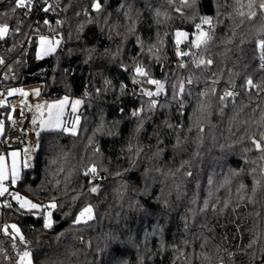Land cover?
<instances>
[{"label": "trees", "instance_id": "trees-1", "mask_svg": "<svg viewBox=\"0 0 264 264\" xmlns=\"http://www.w3.org/2000/svg\"><path fill=\"white\" fill-rule=\"evenodd\" d=\"M177 1L99 0L97 11L96 0H64L51 24L42 13L36 27L14 0H0V25L9 26L0 59H12L4 94L40 85L41 97L82 100L76 135L41 130L16 187L56 203L51 227L8 201L0 264H18L24 248L33 264H264V159L251 142L264 132V16L257 9L250 19L248 0H195L193 11ZM208 17L211 39L195 48ZM177 30L190 33L184 60ZM56 34V51L38 58L39 38ZM137 65L148 77L136 75ZM148 78L167 81L151 109ZM180 81L183 95L173 88ZM225 90L236 95L221 102ZM18 98L6 97L2 138ZM88 206L93 218L75 223ZM9 221L25 243L2 231Z\"/></svg>", "mask_w": 264, "mask_h": 264}, {"label": "snow or ice", "instance_id": "snow-or-ice-1", "mask_svg": "<svg viewBox=\"0 0 264 264\" xmlns=\"http://www.w3.org/2000/svg\"><path fill=\"white\" fill-rule=\"evenodd\" d=\"M15 2V9H21V8H28V6L32 3V0H14ZM172 0H169V3H171ZM182 3L184 4H188V0H182ZM192 3H195V0H192ZM93 7L97 10L100 11L101 10V4L99 2V0H96V2L93 4ZM247 8L249 9L247 15L248 17L254 18L257 16V9L259 10V14L264 16V0H248L247 3ZM45 11H48V8L44 9ZM240 15H244L243 12L240 13ZM45 23H47V21H45ZM203 23L208 24L209 26H211V20L210 18H203ZM200 25H197V28L200 29ZM9 31V26L7 23H4L2 25H0V39H3L7 33ZM18 31V29H17ZM177 37L180 36H186L185 33H181V32H177L176 33ZM211 39L210 35L208 32H205L203 30L199 31L198 34L196 35V39L193 41L192 46L195 48H200L202 45H206L208 43V40ZM180 41L177 40V43H179ZM40 43L41 45H45L47 44L49 47L45 49L44 54H48L49 51L54 50V48L52 47L53 42L51 40H48L47 38L41 36L40 37ZM56 44H59V40L55 41ZM257 47L260 48L262 50V52H264V38L260 39L257 41ZM178 56H184L187 55V53L181 51L177 53ZM4 63L3 60H0V64ZM197 66L201 65V64H212L211 60H203V59H198L196 61ZM262 67H264V65H261ZM181 67H183V64H181ZM135 73L138 76H142V77H148V73L147 71L137 65L135 67ZM148 84L150 85H154L155 86V91H151V90H145L143 92V95L149 97V108H154L157 104V101L155 99H152V97L154 96H158L160 95V93L164 90V84L159 81V80H155V79H151L148 78L146 81ZM187 83L191 84L192 81L191 79H189L187 81ZM215 83V82H214ZM247 85L249 87H253V81L251 79L247 80ZM174 90L178 89V91L176 92L177 95H183L184 91H185V83L183 81H180L178 85H174L173 86ZM14 91H20L21 95L23 96H27L28 93H24L22 90H12L8 92V95H12ZM213 92H215V89L212 90ZM35 95H39V90L35 91ZM204 95H207V93H204ZM236 95V93L234 91H229V90H225L223 95H221L219 97L220 101L223 102L225 100H227L228 98L234 97ZM67 103V97H65L63 100L59 101L58 103L52 104V105H48L49 108V112H48V119L45 121L43 119V111L42 109L45 107L44 105H36V111L38 113H40L41 116V120H40V127L43 130L45 125H49L51 127H55V128H60L62 127V121H61V117L63 116V109L65 104ZM81 103V101L76 100L75 102H73V106H72V111L75 112L76 111V105H79ZM52 109H57V112L55 113V115L53 114V112L51 111ZM199 112L201 114V116H203L206 112H207V106L204 104H201L200 108H199ZM133 115H138V112H134ZM33 124L37 123V118L33 117L32 120ZM71 123V127H63V131L65 132H70L72 135H76V127L79 123V116L75 117L74 120L70 121ZM0 130H2V124H0ZM139 131V129L137 130ZM39 135V133H38ZM251 142L253 144V146L255 147V149L261 153V159H264V132L260 133V139H256L255 137H253L251 139ZM17 154L16 153H12L13 156V163H12V183L16 182V179L18 178V172L16 169V162H15V156ZM97 171L96 166L93 165L91 166L86 174H95ZM190 175V173H189ZM7 179V174H6V170H5V166H4V159L3 157H0V196H3L5 192H7V188L4 187L3 182ZM92 192L97 191L96 187H93L91 189ZM14 199L21 201L20 203V207L21 208H25L28 207L29 210L32 209H39L42 206L41 205H37V204H33L31 203V201H28L20 196H15ZM45 207H50L55 209L57 207L56 203L53 201L50 205L45 206ZM92 207L88 206L86 208H84L80 214L76 217L75 223H87L88 220L93 218L92 215ZM52 213L48 212L47 213V217L45 218V224L44 227L45 228H50L51 227V222H50V217H51ZM9 228L11 229V232H9ZM2 231L4 233H7L11 236V238L13 240H15L17 237L19 238L20 242L25 243V238L22 234H20V230L17 228V226L15 224L8 226L5 225L2 229ZM13 233L15 235H13ZM19 264H32V260H31V253L29 251H24L22 253V255H20L19 258Z\"/></svg>", "mask_w": 264, "mask_h": 264}, {"label": "rangeland", "instance_id": "rangeland-1", "mask_svg": "<svg viewBox=\"0 0 264 264\" xmlns=\"http://www.w3.org/2000/svg\"><path fill=\"white\" fill-rule=\"evenodd\" d=\"M176 4H177L176 7L180 8V9H184V10H188V11H193L191 9V7L193 6L192 5V0H188V4L187 5L184 4V3H182V0L177 1ZM193 13L194 12H192V14ZM177 32L185 33L186 36L177 37L176 36V33ZM197 34L198 33H195L194 39L192 40V42L196 39V35ZM43 37H45L48 40H51L53 42L52 47L54 48V50L49 51L48 54H44L45 49L48 48L49 46L47 44L41 45L40 38H39L37 55L40 58L46 57L47 55H49L51 53H54L56 51V49L58 48V45H59V44H56L55 41L59 40V42H60V35L59 34H56L55 36H52V37L51 36H43ZM189 37H190V33L187 32V31H185V30H177L175 32V40H176V42H177V40L180 41L179 43H177L178 49L180 50V52H181V44L183 43V41L189 39ZM118 38H119L118 33H114L112 35L113 41L118 40ZM178 84L179 83H177L175 85H178ZM12 90H21V89L20 88H12V89L8 90V92L9 91H12ZM4 96L5 97H7V96H12V97L13 96H17L18 97L19 96V98H20V96H22V95H21L20 91H14L12 95H8V93H7ZM65 97H67V103L64 106L63 116L61 117L62 127L55 128V127H51V126H49V125L46 124L43 130H45V131H48V130H63V127H71L70 121L74 120L75 117L79 116V112H80L81 107H82V100L80 98H78V97H69V96H62V97H59V98H53L52 99V98H46L44 96L43 97L40 96V98L37 99V103H38L37 105H44L45 106L42 109V111L44 113L43 119L45 121L48 119V112H49L48 105H52V104L58 103L59 101L63 100ZM161 97H162V95L160 93V95L154 96V97H152V99H155L157 101V103H158L161 100ZM76 100L81 101V103L79 105H76V111L73 112L72 111V106H73V102H75ZM146 100L149 101V97ZM168 101L171 104L172 101H175V98H173V97L170 98L169 100H167L166 103H168ZM184 108L185 107L183 106V109ZM51 111L55 115V113L57 112V109H52ZM36 118L39 119V120H41L40 114L39 115H36ZM79 123H80V116H79ZM79 123H78V125L76 127V132L78 131ZM0 124H2V130H0V137H2L4 135V133H5V129L7 128L5 116H2V122ZM41 130L42 129L40 127V131ZM12 153H16L17 154L15 156V162H16V169H17V172H18V178L16 179V182L15 183H12V172H11L12 163H13ZM27 155L28 154L26 152V149L23 146L9 147V148L4 149L2 152H0V157H3V159H4V166H5V170H6V174H7V179L3 182L4 187L7 188V192H5L3 196H0V221H1V216H2V207L4 205L5 206L8 205V203H9L8 201L14 202V203L17 204L18 207H20L21 201H18L16 199H14V197L17 196V195L20 196V197H22V198H24V199H26V200H28V201H31V203H33V204H37V205H41L42 206L39 209L29 210L28 207H25V208H22V209H24L26 211H33L35 214H43L45 218L47 217V213L48 212H51L52 215L50 217V222L52 221V218H53V208L45 207V206L50 205L53 201H48L46 203H39V202L33 201L30 197L24 195L23 193H20L16 189V187L18 185V182L21 179L22 173H23L24 169L27 167V161H28ZM92 215L94 216V213L93 212H92ZM13 224H15L17 226V228L20 230V234H22V231H21L19 225L16 222H13V221L5 222V225H8V226H11ZM9 232H11V229L10 228H9ZM13 235H15V234L13 233ZM17 239H19V238L17 237ZM24 251H29V250L27 248H24V250L22 251V253ZM22 253L20 255H22ZM20 255L18 257V264H19ZM31 260H32V257H31ZM32 264H33V260H32Z\"/></svg>", "mask_w": 264, "mask_h": 264}, {"label": "built area", "instance_id": "built-area-1", "mask_svg": "<svg viewBox=\"0 0 264 264\" xmlns=\"http://www.w3.org/2000/svg\"><path fill=\"white\" fill-rule=\"evenodd\" d=\"M64 0H32V3L28 6V8H22L24 11V15L27 17H33L35 19L36 27L39 20L40 15L46 14V21L47 24H51L53 21V18L57 17L59 13V9L62 5ZM48 8V11H45L44 9ZM210 18V17H208ZM211 20V18H210ZM212 22V21H211ZM35 25V24H34ZM202 30L205 32H208L212 29V23L211 26L208 24H205L203 22L199 23ZM36 27H34L33 30H36ZM33 36V31L29 33L28 38H31ZM19 54L15 55V58H17ZM186 58V55L182 56L181 59L184 60ZM3 60L4 63L0 64V123L2 122V116H4V107L6 106V97L4 96V81L6 78V65L8 62H10L12 59H0ZM24 93H28L29 91H33V98L31 102L33 103V106L31 109L27 112L24 108L19 109L18 116L12 117V110L14 108V105L16 102L19 103L20 100L23 99V95L18 98V100L14 103L12 106L11 112H10V127L8 129V132L5 137H0V152H2L4 149L14 146H23L26 149L27 154L32 157L34 153L37 150V139H38V133L40 132V120L37 119V123L33 124L32 117H36V115H39L36 111V105L37 99L40 98L42 94V89L40 85H32V86H26L20 88ZM39 90V95H35V91Z\"/></svg>", "mask_w": 264, "mask_h": 264}, {"label": "bare ground", "instance_id": "bare-ground-1", "mask_svg": "<svg viewBox=\"0 0 264 264\" xmlns=\"http://www.w3.org/2000/svg\"><path fill=\"white\" fill-rule=\"evenodd\" d=\"M32 98L33 91H29L28 95L24 96L23 99L19 101V109L24 108L28 112L33 106V103L31 102Z\"/></svg>", "mask_w": 264, "mask_h": 264}, {"label": "water", "instance_id": "water-1", "mask_svg": "<svg viewBox=\"0 0 264 264\" xmlns=\"http://www.w3.org/2000/svg\"><path fill=\"white\" fill-rule=\"evenodd\" d=\"M176 11H178V12H182L181 10H179V9H177L176 8ZM162 83L164 84V89H165V87H166V85H167V81L166 80H164V81H162ZM18 111H19V103L18 102H16L15 103V105H14V108H13V110H12V117H17L18 116ZM34 157V155H32V157L31 158H33ZM6 208H9L8 206L6 207Z\"/></svg>", "mask_w": 264, "mask_h": 264}, {"label": "crops", "instance_id": "crops-1", "mask_svg": "<svg viewBox=\"0 0 264 264\" xmlns=\"http://www.w3.org/2000/svg\"><path fill=\"white\" fill-rule=\"evenodd\" d=\"M37 50H38V48H37ZM37 57H38V55H37ZM38 58H40V57H38Z\"/></svg>", "mask_w": 264, "mask_h": 264}]
</instances>
